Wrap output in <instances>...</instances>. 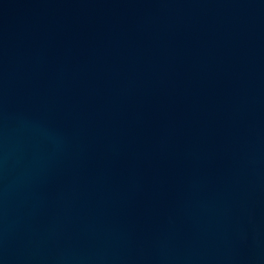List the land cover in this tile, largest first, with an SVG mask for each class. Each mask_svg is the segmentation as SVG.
<instances>
[{
  "label": "water",
  "instance_id": "95a60500",
  "mask_svg": "<svg viewBox=\"0 0 264 264\" xmlns=\"http://www.w3.org/2000/svg\"><path fill=\"white\" fill-rule=\"evenodd\" d=\"M0 264H264V0H0Z\"/></svg>",
  "mask_w": 264,
  "mask_h": 264
}]
</instances>
